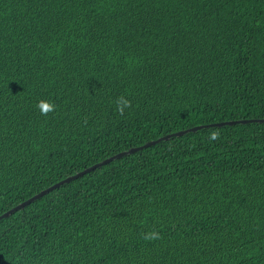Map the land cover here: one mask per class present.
<instances>
[{"label":"trees","instance_id":"obj_1","mask_svg":"<svg viewBox=\"0 0 264 264\" xmlns=\"http://www.w3.org/2000/svg\"><path fill=\"white\" fill-rule=\"evenodd\" d=\"M251 118L264 0H0V215ZM0 264H264V122L62 184L0 220Z\"/></svg>","mask_w":264,"mask_h":264},{"label":"water","instance_id":"obj_2","mask_svg":"<svg viewBox=\"0 0 264 264\" xmlns=\"http://www.w3.org/2000/svg\"><path fill=\"white\" fill-rule=\"evenodd\" d=\"M254 121L264 122V119H262V118L261 119H256V118L239 119V120H230V121H224V122L207 124V125H199V126H195V127H191V128L185 129V130H180V131L175 132L173 134H168L166 136H162V137H160V138H158L156 140H151V141H149V142H147V143H145V144H143L141 146L132 147V148H130L128 150H125V151L117 153V154H115L113 156H110V157H108V158H106V159H104V160H102V161H100V162H98V163H96V164H94V165H92V166H90V167H88V168H86V169L74 174V175L68 176L65 179H63V180H61V181H59V182L47 187L46 189L42 190L41 192L35 194L34 196L28 198L27 200L21 202L20 204L16 205L15 207L11 208L10 210H8L5 213H3L2 215H0V220L5 218V217H7V216H9V215H11L12 213L16 212L17 210L22 209L26 205H28V204L32 203L33 201H35L36 199H38V198L42 197L43 195L49 193L53 189H56V188L60 187L64 183L70 182L71 180L76 179V178H78V177L90 172L91 170L96 169L97 167H100V166H102L104 164H107V163H109V162H111L113 160H116V159L121 158V157H123L125 155L131 154L133 152L139 151L140 149H143V148L149 147V146H151L153 144H156L157 142H160L163 139H168V138H170V137H172L174 135L181 136V135H184V134H186L188 132H191V131L195 132V131L200 130V129L204 128V127L221 126V125H226V124L227 125H232V124H236V123H243L244 124V123L254 122Z\"/></svg>","mask_w":264,"mask_h":264},{"label":"clouds","instance_id":"obj_3","mask_svg":"<svg viewBox=\"0 0 264 264\" xmlns=\"http://www.w3.org/2000/svg\"><path fill=\"white\" fill-rule=\"evenodd\" d=\"M114 103H115V110L120 116H123L125 114L126 109L132 107L131 101L123 95L117 97ZM36 108L40 111V114L42 116H47L49 113H54L56 111V105L47 99L39 100L36 104ZM219 136L220 133L218 131H212L208 139L210 141H214L217 140ZM159 238H160V234L155 230L146 232L144 234V239L147 241H154Z\"/></svg>","mask_w":264,"mask_h":264}]
</instances>
